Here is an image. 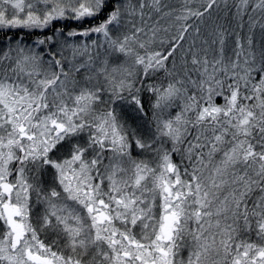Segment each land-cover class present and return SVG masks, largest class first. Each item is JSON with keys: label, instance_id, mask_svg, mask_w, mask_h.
<instances>
[{"label": "snow or ice", "instance_id": "1", "mask_svg": "<svg viewBox=\"0 0 264 264\" xmlns=\"http://www.w3.org/2000/svg\"><path fill=\"white\" fill-rule=\"evenodd\" d=\"M0 264H264V0H0Z\"/></svg>", "mask_w": 264, "mask_h": 264}, {"label": "trees", "instance_id": "2", "mask_svg": "<svg viewBox=\"0 0 264 264\" xmlns=\"http://www.w3.org/2000/svg\"><path fill=\"white\" fill-rule=\"evenodd\" d=\"M37 35H39V33H35V34H34L33 36H31V37H25V38L28 39V40H33V39L36 38Z\"/></svg>", "mask_w": 264, "mask_h": 264}]
</instances>
